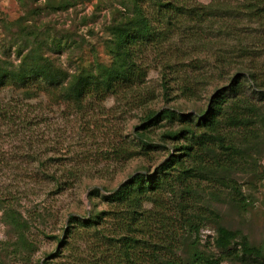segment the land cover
I'll return each instance as SVG.
<instances>
[{"label":"trees","instance_id":"obj_1","mask_svg":"<svg viewBox=\"0 0 264 264\" xmlns=\"http://www.w3.org/2000/svg\"><path fill=\"white\" fill-rule=\"evenodd\" d=\"M76 2L45 0L43 8L28 11L36 17L67 12ZM106 4L110 20L99 23L106 35L101 39L106 63L93 55L87 59L85 50L94 48L83 35H59L45 23L16 22L18 34L0 51V97H12L0 103V125L17 123L21 132L29 125L26 115L37 119L36 107L41 116L63 106L80 118L88 140H101L94 164L82 159L54 165L58 159L51 158L38 173L27 175L30 181H46L48 196L77 190L92 173L103 179L130 161L167 151L152 172L142 167L117 187L90 188L89 211L68 214L61 244L71 250L83 243L86 264H264V239L256 245L225 226L216 204L225 198L237 210L250 206L233 175L257 174L249 153L262 152L264 144V0ZM87 18L80 25L93 21ZM153 66L159 68L164 100L171 83L187 101L198 100L215 85L206 109L195 114L150 109L156 94L145 84ZM109 99L115 108H105ZM120 106L143 112L131 138L115 127ZM30 188L0 187V224L7 237L2 245L14 258L34 250L27 238L31 221L45 216L20 210ZM204 228L214 232L212 244L201 243Z\"/></svg>","mask_w":264,"mask_h":264},{"label":"rangeland","instance_id":"obj_2","mask_svg":"<svg viewBox=\"0 0 264 264\" xmlns=\"http://www.w3.org/2000/svg\"><path fill=\"white\" fill-rule=\"evenodd\" d=\"M105 1L107 0H77L75 7L67 12H41L42 15L36 17L28 10L35 7L43 8L45 0L25 4L21 3L20 0H0V51L3 47L2 44L7 43L9 39L18 34L16 22L35 24L36 26L45 23L55 28L59 35L66 31L74 39H77L76 36L79 34L83 35L86 42L94 48V52H90L88 48L85 50L87 59L93 55L99 61L106 63L108 58L101 44V39L105 38L106 35L99 25L105 18L106 21L110 20L109 5L103 6ZM195 1L201 4L209 3V0ZM97 5H100L98 10H96ZM112 6L119 8L115 3H112ZM92 14L98 15L96 16L98 17L97 20L93 19ZM84 15L93 21L88 20L86 24L80 25ZM51 33L53 34L54 31L51 30ZM10 50L14 55L15 47H11ZM160 83L159 68L153 66L148 71L145 84V87L156 94V100L149 105V108L156 111L172 108L184 114H195L200 110H205L215 86L206 87L198 100L187 101L176 92L177 88L174 85L176 83H171L173 90L169 93V98L164 100L161 96ZM249 85L254 88L252 83ZM10 98L12 97L5 93L0 97V103ZM113 107H116L114 99L107 100L105 108L111 109ZM49 111L50 108L39 116V108L36 107L37 119H33L32 113L26 115L29 118V125L21 132L19 130L23 127H19L17 123L11 128L10 125H0V187H8L13 190L22 189L25 185H29L31 191L28 197L20 202V210L22 212L38 210L39 213L45 214L42 220L31 221L27 238L33 244L34 250L22 258H14L8 255L9 249L4 251L2 243L7 241L6 229L0 224V264H86V260H83L86 251L83 243H76L71 247V250L66 249V246L61 244V241L66 240L64 227L67 224L68 214L81 216L89 211L87 193L90 188L98 187L97 185L103 183L109 185V188L117 187L128 176L141 170L142 167L152 172L167 157V151H161L147 160L130 161L118 172L112 176L105 175L103 179L92 173V178L90 176L84 178L77 190L69 191L61 196H48L47 189L51 186L45 187L46 181H30L27 175L38 173L40 164L51 158L58 159L54 165H68L70 160L83 162L82 159L93 163L95 162L94 155L97 145L101 142L98 138L94 144L92 140H88V133L82 130L83 125L80 118L72 115L71 111H64L63 106L56 111ZM62 111L64 112L62 113ZM115 112H117L114 120L116 129L131 138L133 128L140 124L143 116L142 110L130 111L127 108L122 109L120 106L118 111L115 109ZM84 143L86 144L85 147H83ZM261 143L264 142L261 141ZM170 148V145L166 146L167 150ZM260 148H262V152L253 150L249 153L254 160V168L257 174H250L246 171V173L233 175L239 180L242 193L250 206L245 211L237 210L226 204L225 198L216 203L222 214L224 225L230 229L239 230L256 245L264 239V144ZM42 183H44V187H41ZM102 208L103 206L100 205L99 209ZM27 215L25 214V216ZM213 237L214 232L208 228H204L200 232L202 244L207 241L212 244Z\"/></svg>","mask_w":264,"mask_h":264}]
</instances>
